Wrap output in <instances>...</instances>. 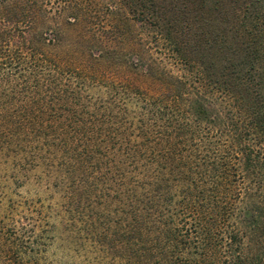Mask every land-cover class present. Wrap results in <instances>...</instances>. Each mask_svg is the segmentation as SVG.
<instances>
[{
	"label": "trees",
	"instance_id": "16d2710c",
	"mask_svg": "<svg viewBox=\"0 0 264 264\" xmlns=\"http://www.w3.org/2000/svg\"><path fill=\"white\" fill-rule=\"evenodd\" d=\"M209 1L119 0L133 20L154 26L153 33L147 41L109 40L103 45L106 56L89 55L74 68L52 53V36L39 26L95 25L103 1L0 0V151L18 156L30 148L53 169H63L57 161L62 156L71 163L66 175L78 170V176L87 172L91 179L106 161L123 205L116 256L121 264H247L241 230L250 232L255 246L260 242L264 0H212L208 9L216 14L206 21L201 8ZM226 4L232 6L229 13ZM115 6L105 13L109 22L118 15ZM120 43L123 50L134 46L139 56L145 43L162 50L177 73L152 59H123ZM107 68H113L111 77ZM89 80L139 104V128L149 129L159 148L149 149L147 141L137 143L136 135L124 133L131 122L119 120L112 104L86 103L79 88ZM210 91L226 93L230 107H221ZM116 125L124 130L117 133ZM122 141L124 149L117 147ZM122 150L127 163L145 157L142 169L123 163ZM251 179L261 202L242 201L237 207L241 184ZM14 234L0 221V264H28L27 246Z\"/></svg>",
	"mask_w": 264,
	"mask_h": 264
},
{
	"label": "rangeland",
	"instance_id": "374dc122",
	"mask_svg": "<svg viewBox=\"0 0 264 264\" xmlns=\"http://www.w3.org/2000/svg\"><path fill=\"white\" fill-rule=\"evenodd\" d=\"M101 1L104 2H102L104 6L96 11L95 15L98 19L95 25L87 24L81 29L76 23L73 24L74 26H70L65 22L59 23L57 26H39L40 30L47 33L49 31L48 35L52 36L53 46L49 47L52 53L62 58L66 57L65 60H69L68 64L75 66L74 68H80L82 60H85L89 55L106 56L107 50L103 45H108L109 40L117 39L119 42L123 37L125 39L140 37L145 41L153 33L154 26L133 20L127 9L122 8L119 4V0ZM165 1L167 3L171 0ZM211 1L204 5V8H201L203 9L202 17L205 20L207 18L214 20L212 16L216 14L208 9L214 3ZM224 1L226 3V0ZM114 4L117 5L115 11L118 15L114 18V22H109L111 19L105 17V13H108V7L111 8ZM231 7L226 4L224 11H231ZM118 10L119 12H117ZM192 16L190 13V21ZM110 24L111 28L108 29ZM100 25L102 26L101 29ZM227 25L232 26L230 23ZM91 29L92 31H90ZM96 35L102 36L103 44L96 42L95 38H98ZM80 40L84 44L78 47L75 43ZM118 46L121 49L118 52L121 53V57H124L123 59L129 61L142 59L143 62L147 63L152 59L161 62V66L166 71L177 73L162 50H156L154 46L147 47L146 43V47L140 45L141 56L137 54L138 51L133 50L134 46H128L124 50L122 43ZM112 69L107 68L105 74L108 77L112 76ZM134 81L141 88L148 87L145 80L135 79ZM155 89L156 87L153 85L149 88L151 93ZM79 91L83 100L89 105L112 104L117 109L116 112L118 111L117 118H120L119 120L131 122V128L124 133L132 134L134 138L136 135L137 143L144 140L147 141L149 149L150 147L154 150H157L156 147L159 148L150 130L139 128L140 124L137 121L142 112L139 104L128 102L121 95H115L108 88L100 86L93 80L86 81L85 85L79 88ZM208 94L214 97L221 107H230L231 97L226 93L210 91ZM123 130V126L117 127V133ZM145 132L149 134L147 135L149 138L141 137L142 133ZM121 144H125V141L117 144V147L123 148ZM136 148L142 149L139 146ZM26 150L27 152L18 156L15 152L0 151V221L6 228H12L15 231L12 238L19 241L24 240L28 250V255L24 257L25 262L28 264H121L116 256L121 251L119 244L121 242L123 205L117 180L109 175L105 159L106 168L102 165L97 174H91L95 175L96 179H91L87 172L78 176V170L66 175L64 169L70 168L71 163L63 159L62 156H58L57 161L63 163V167H61L63 169H53L45 165L47 161L43 162L44 158L36 157L35 154L40 152L34 150L33 152L30 148ZM123 152L122 150L118 153L119 158L122 161L126 160L123 163L131 165L132 162L127 163ZM143 159L145 160V157L137 162V159L134 158L131 168L142 169L145 165ZM96 169H98L97 166ZM89 171H91L90 168ZM104 176L103 179L105 180H102L100 177ZM80 178L82 180L78 181ZM254 184L252 179L246 180L244 185L241 184L242 188L239 190L242 197L240 198L241 201L236 204L237 207H240L239 204L242 201L248 203L261 202L260 195L257 193L259 191ZM246 187H249L247 192ZM241 231L242 246L246 251L245 253L250 255L247 264H264V230H262L259 237L260 242L256 246L250 237V232L248 230L244 232L243 229ZM257 251L259 256L255 258L253 254Z\"/></svg>",
	"mask_w": 264,
	"mask_h": 264
}]
</instances>
